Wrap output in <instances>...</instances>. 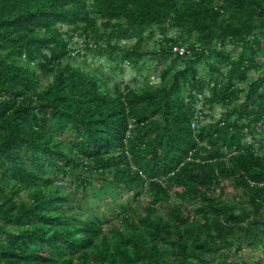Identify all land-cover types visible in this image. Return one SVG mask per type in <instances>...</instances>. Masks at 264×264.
I'll list each match as a JSON object with an SVG mask.
<instances>
[{
	"label": "trees",
	"instance_id": "1",
	"mask_svg": "<svg viewBox=\"0 0 264 264\" xmlns=\"http://www.w3.org/2000/svg\"><path fill=\"white\" fill-rule=\"evenodd\" d=\"M76 34L158 77L111 88ZM263 51L264 0H0V264H264Z\"/></svg>",
	"mask_w": 264,
	"mask_h": 264
},
{
	"label": "rangeland",
	"instance_id": "2",
	"mask_svg": "<svg viewBox=\"0 0 264 264\" xmlns=\"http://www.w3.org/2000/svg\"><path fill=\"white\" fill-rule=\"evenodd\" d=\"M170 36H178L179 30L173 28L169 32ZM82 36L76 34L71 42L72 46L75 47L74 58L73 61L75 64L88 69V70H96L98 73L103 74L111 88H113L116 84H120L122 86L128 84L133 85L134 87H140L145 82V79L149 78L153 80L158 77L159 72L153 70L154 66L157 64L155 59H150L151 57H137L138 63L133 66L128 62H122L118 59L111 60L108 56L96 54L93 51L87 50L83 45ZM162 38L161 34L157 32L153 37L149 36V32L146 31L144 33V41L141 43V51L145 52L147 50H153L159 48V40ZM136 38H133L130 41L124 42L122 38L116 39L113 43H118L121 46L131 47L136 43ZM80 49V51H78ZM150 59V60H149ZM146 62V63H145ZM258 62L262 65V69L260 71H252V75L255 76L264 71V51L261 56L258 58ZM119 63V64H117ZM123 71V72H122ZM44 81L47 82V78H44ZM245 86L244 83L241 84ZM224 111V107L221 105L216 106H206L203 104V99L197 103V119H200L201 122H207L213 119H217L221 113ZM203 112V113H201ZM205 114H207L205 116ZM197 125V124H196ZM261 140H264V130L261 128L258 132ZM174 191H172V199L170 202L174 203L177 201L176 196L174 195ZM216 194H222L220 188L216 190ZM241 191L236 190L228 185L226 192L223 194V198H231L234 200H241ZM127 198V192H126ZM152 199L151 192L146 188L143 194L138 198L137 201L132 199V203L137 206L139 213H145V205L148 204L149 200ZM168 204L163 203V205L159 209V213L166 215L168 211ZM119 219L114 218L109 223H106V226H110L113 223L119 224ZM264 255L263 247H250L246 246L242 251L237 253V256L245 257L252 261V259L256 260L258 256Z\"/></svg>",
	"mask_w": 264,
	"mask_h": 264
},
{
	"label": "built area",
	"instance_id": "3",
	"mask_svg": "<svg viewBox=\"0 0 264 264\" xmlns=\"http://www.w3.org/2000/svg\"><path fill=\"white\" fill-rule=\"evenodd\" d=\"M173 51L178 52L180 54H184L187 51V49L186 46L176 44L173 46ZM196 124L197 122L194 121L193 126H197Z\"/></svg>",
	"mask_w": 264,
	"mask_h": 264
}]
</instances>
